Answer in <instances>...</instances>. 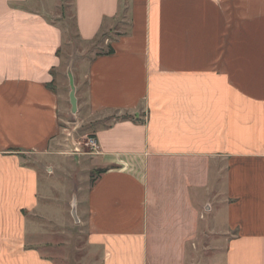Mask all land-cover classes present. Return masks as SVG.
<instances>
[{
    "label": "crops",
    "instance_id": "1",
    "mask_svg": "<svg viewBox=\"0 0 264 264\" xmlns=\"http://www.w3.org/2000/svg\"><path fill=\"white\" fill-rule=\"evenodd\" d=\"M63 1L0 0V264H58L63 206L100 264H264V0H71L78 55Z\"/></svg>",
    "mask_w": 264,
    "mask_h": 264
},
{
    "label": "rangeland",
    "instance_id": "2",
    "mask_svg": "<svg viewBox=\"0 0 264 264\" xmlns=\"http://www.w3.org/2000/svg\"><path fill=\"white\" fill-rule=\"evenodd\" d=\"M70 3L71 0H64L61 5V8H59V13H61V16L65 19L64 36L66 41V52L70 55H73L77 54V51L82 52L84 45L76 37L73 24V11ZM105 35L111 36L110 32H105L104 34H100V38L103 39V36ZM65 63V71L63 73L62 80L59 82V85L63 87V90H65L67 98L66 102L68 105V109H70L72 105L75 106V101L74 104L71 101L69 102L68 92L69 95L73 97L75 87L73 81L74 78L70 66H68L67 61ZM81 69H83V67H81L80 63L78 64L77 62V64L75 65V71L79 73V70ZM77 77L78 76H76L75 78L77 79ZM75 110L76 109H74L73 111ZM68 116L69 120L65 123L63 143L66 144L70 141V144L73 143L77 146L79 145V149H70V146L67 145L68 150L71 154L90 153V148L86 146L85 141L91 135L84 136V126L76 125V117L71 110L68 111ZM63 208H65L66 210L68 209V212L70 213L67 215L72 220L68 223L69 225L65 227V233L63 235L58 236L59 240H64V242L62 243L63 245L62 247L60 246V249L57 250L56 246L58 243L55 244L56 241L54 240V243L50 242L51 247L48 249H44V252L48 253L49 255H54L55 261L56 263L58 262V264H100L99 256H95L93 253L90 252V250L86 248L85 233L83 229L76 226L79 223L77 215L73 214V216L71 213V210H73V206H63ZM49 235H52V233H50ZM55 238L57 239V237ZM215 238H217L216 234H200L198 236V239L196 240V243L191 247L189 251H187V258L185 260V264H209V262H211V258L214 257L217 251L222 250V246L224 245L223 243L217 244L211 242V240H214ZM218 245H220L221 247H218ZM56 253L59 254L58 258L56 257ZM69 254L71 255V257H67ZM65 256L67 258H65Z\"/></svg>",
    "mask_w": 264,
    "mask_h": 264
},
{
    "label": "built area",
    "instance_id": "3",
    "mask_svg": "<svg viewBox=\"0 0 264 264\" xmlns=\"http://www.w3.org/2000/svg\"><path fill=\"white\" fill-rule=\"evenodd\" d=\"M85 144L90 148V153H94L98 149V142L95 136H89L86 139Z\"/></svg>",
    "mask_w": 264,
    "mask_h": 264
},
{
    "label": "trees",
    "instance_id": "4",
    "mask_svg": "<svg viewBox=\"0 0 264 264\" xmlns=\"http://www.w3.org/2000/svg\"><path fill=\"white\" fill-rule=\"evenodd\" d=\"M111 52H113V49L112 48H109V50H108V52L107 53H111ZM101 172V170H98L96 173L98 174V173H100ZM95 175L94 174H92L91 175V180L93 181L95 178Z\"/></svg>",
    "mask_w": 264,
    "mask_h": 264
}]
</instances>
